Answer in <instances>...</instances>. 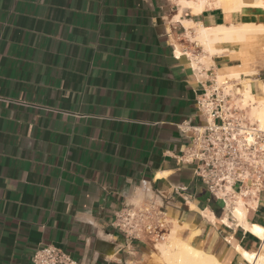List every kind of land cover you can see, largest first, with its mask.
<instances>
[{
    "label": "crops",
    "instance_id": "1",
    "mask_svg": "<svg viewBox=\"0 0 264 264\" xmlns=\"http://www.w3.org/2000/svg\"><path fill=\"white\" fill-rule=\"evenodd\" d=\"M243 23L264 25V8L0 0V264H33L49 245L85 264H192L189 246L218 264H257L239 249L264 254L263 240L186 157L207 122L197 105L206 90L248 84L262 96L264 33L202 39ZM157 195L162 242L113 228L125 203ZM244 202L249 222L264 226V192Z\"/></svg>",
    "mask_w": 264,
    "mask_h": 264
},
{
    "label": "built area",
    "instance_id": "2",
    "mask_svg": "<svg viewBox=\"0 0 264 264\" xmlns=\"http://www.w3.org/2000/svg\"><path fill=\"white\" fill-rule=\"evenodd\" d=\"M223 89L212 87L197 99L206 125L195 132L186 157L196 163L195 174L225 208L230 198L257 200L264 192V131L248 118L246 109ZM253 134V141H249ZM161 197L125 203L112 226L131 241L160 243L167 233L166 212ZM33 264H85L56 246H44Z\"/></svg>",
    "mask_w": 264,
    "mask_h": 264
},
{
    "label": "bare ground",
    "instance_id": "3",
    "mask_svg": "<svg viewBox=\"0 0 264 264\" xmlns=\"http://www.w3.org/2000/svg\"><path fill=\"white\" fill-rule=\"evenodd\" d=\"M222 1H226V0H217L218 3L222 2ZM233 1H235L236 5L238 7H242L245 5H252V6H259V7L264 8V0H251L249 2H247L246 0H233ZM195 5L197 6V11H195V13H199V12L203 11V8L205 7V2L203 1L201 3H196ZM258 32H264V25H254L252 23L251 24H244L243 23V25L237 26V27L223 26V27L215 30L214 32L212 31V34L209 31L203 30L202 31V39H208L212 35V36H214V39H216V40H222V41L223 40H235V39L239 40V39H246L247 37L254 35ZM211 39H213V38L211 37ZM255 71H256V69H255ZM250 74H253V73H250ZM250 92L251 91L248 87V84L246 86L245 91L240 90V93L246 99L248 97L256 99L257 106L254 108L255 114H256L257 120L259 121L260 125L262 126V128H264V82L261 83V95L262 96L254 97L250 94ZM253 139H254L253 135L251 134L249 137V141L252 142ZM230 207H231L230 209L232 210V213L239 220V222L243 225V227L246 230H249L255 236H258L264 242V226L259 225V224H253V223L249 222V220H248L249 218L247 219L248 209H247V206H246L244 200L241 197H238V200L234 201L233 204L231 202ZM171 240H172V238H171ZM170 244L168 246H170ZM180 246H182V244ZM171 247H173V243H172V246H170V248ZM182 247H184V246H182ZM171 249L175 250V248H171ZM171 249H169V250H171ZM263 250H264V246H263ZM187 251H189V252H187ZM187 251L184 252V254H183L184 256L182 257L183 261H185V262L188 259L190 261V258H191L192 262H193L192 264H218L215 258L212 259V258H210L211 256L207 257V256H205L206 254L204 255V254L198 253L197 251L195 252V251L191 250L190 246H189V250H187ZM239 251L241 252L243 258L246 261H248L249 263H255L257 261V264H264V254H260L257 256V254L249 253V252L241 250V249H239ZM178 253H179V251H178ZM171 258H172V256H171ZM176 259H178V258H176ZM171 261H174V260H171ZM180 262H182V261L180 260ZM182 264H184V263L182 262Z\"/></svg>",
    "mask_w": 264,
    "mask_h": 264
},
{
    "label": "rangeland",
    "instance_id": "4",
    "mask_svg": "<svg viewBox=\"0 0 264 264\" xmlns=\"http://www.w3.org/2000/svg\"><path fill=\"white\" fill-rule=\"evenodd\" d=\"M205 2V6L209 3H216L217 0H180V3L183 5V6H189V7H193V11H197V6L195 5L196 3H201V2ZM260 33H264V32H258L256 34H260ZM250 37V36H249ZM249 37H247L246 39H239V40H247ZM240 88L239 87H230L228 88V90H224V94L225 95H231L234 96L235 95H238L239 96V99L236 100V104H237V107H240L242 109H246L250 104L252 106H250L251 108V111L245 113L248 115V118L250 119V121L254 124V123H257L258 125L255 126V127H258L261 131H264V128H262V126L260 125L259 121L257 120V117H256V114H255V107L257 106V101L256 99L254 98H250L248 97L247 99L242 96V94L240 93ZM253 135V134H252ZM238 200L237 198H230L229 200V205L233 204L234 201ZM252 201V200H250ZM253 202V201H252Z\"/></svg>",
    "mask_w": 264,
    "mask_h": 264
}]
</instances>
